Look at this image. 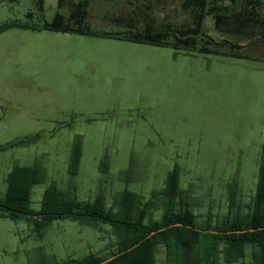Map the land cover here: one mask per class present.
I'll return each mask as SVG.
<instances>
[{"label":"rangeland","instance_id":"1","mask_svg":"<svg viewBox=\"0 0 264 264\" xmlns=\"http://www.w3.org/2000/svg\"><path fill=\"white\" fill-rule=\"evenodd\" d=\"M83 1L65 0L59 9L58 0H44L40 10L39 0H0V26L42 24L58 11L68 17ZM197 3L87 0V21L122 33L149 22L177 41L179 29L195 25L201 11ZM217 5L220 28L210 10L203 43L221 48L230 41L238 46L235 51L253 58L24 32L21 49L1 63L9 78H0L5 87L0 100L9 108L6 119H0L1 180L5 173L8 180L17 165H39L41 182L30 197L34 209L53 185L78 202L102 195L114 211L128 189L136 193L145 219L158 221L167 177L178 167L182 197L191 202L199 224L247 214L264 148V0H219ZM77 148L81 154L74 168ZM4 216L0 264H54L116 249L117 238L105 222L58 219L40 236L26 218ZM258 251L259 246L247 245L240 260L222 258L220 264H257ZM165 259L166 247L158 244L156 264H166Z\"/></svg>","mask_w":264,"mask_h":264},{"label":"trees","instance_id":"2","mask_svg":"<svg viewBox=\"0 0 264 264\" xmlns=\"http://www.w3.org/2000/svg\"><path fill=\"white\" fill-rule=\"evenodd\" d=\"M64 1L58 0L59 9L63 7ZM196 1L201 11L199 16H196L195 25L187 29H179L177 41L166 39L163 35L164 30L156 29L149 22L145 28L128 33L95 28L87 21V0L75 6L68 17L58 11L51 21H44L42 24L10 21L0 26V32L18 26L33 30H50L172 47L201 54L253 58L235 51L238 46L230 41L223 42L221 46L229 45L231 50L211 47L208 41L203 43L202 37L206 36L205 18L209 11H214L218 28L222 14L217 5L219 0ZM248 2L254 4L257 0H248ZM38 6L43 10L44 0H39ZM30 15L31 13L28 14ZM10 145L12 143L7 144ZM80 154L81 151L77 148L74 168L78 164ZM41 173L42 168L39 165L14 167L8 177V192L0 199L1 215H7L14 220L26 218L40 236L48 225L58 219H73L85 225L91 222H105L112 226L117 238L116 249H112L107 255L91 251L80 259L70 257L54 264H98L110 257L113 258L103 264H156L157 246L161 243L166 247V264H220L222 258L230 263L236 262L244 257L247 245L260 247V251L255 252L254 255L257 264H264V148L251 210L244 215L236 214L224 221H217L215 225L211 218L203 224L197 222V215L191 208V202L188 198L182 197L178 167L171 170L167 177L163 190L164 213L158 221L145 219L146 211L139 204L136 193L128 189L121 193L120 209L114 211L106 207L102 195L93 202H78L53 185L44 191L40 208L34 209L30 206L31 191L34 185L41 182V178L38 177ZM195 227L231 230V232L213 233L199 231Z\"/></svg>","mask_w":264,"mask_h":264},{"label":"crops","instance_id":"3","mask_svg":"<svg viewBox=\"0 0 264 264\" xmlns=\"http://www.w3.org/2000/svg\"><path fill=\"white\" fill-rule=\"evenodd\" d=\"M27 31L34 32V34H37L36 36H42V35L50 34V33L56 37L67 36L68 34L76 35L74 33L55 32V31H50V30H33V29H28V28H23V27H18V26H14V27L8 28V29L0 32V78L6 77L7 79H9L7 70L5 68L1 69V63H2V61L7 62L6 57L10 56V53L12 51L18 52V50L21 49V47L20 48L18 47L19 45L21 46V42L19 41V38H21L23 36L24 32H27ZM48 32H50V33H48ZM19 42H20V44H18ZM19 57H21V55ZM17 59L18 58H15L14 60L17 62ZM5 65L6 64L4 63L3 66H5ZM15 77H16V75H15ZM20 78H21V75H20ZM12 79L14 80L13 77H12ZM0 85H1V83H0ZM12 87H13V85H12ZM12 87L10 86V90H12ZM2 88L5 89V87H0V95L2 94V92H1ZM7 104L8 103H5L4 99H3V101L0 100V119H6V112H8V110H9V108L7 107L8 106ZM15 116L16 115H13L11 118L16 119ZM5 174L2 176V180L0 178V199L4 198L7 194L8 187H6V186L8 185V182H7L8 180H7V177ZM1 186H2V188H1Z\"/></svg>","mask_w":264,"mask_h":264},{"label":"water","instance_id":"4","mask_svg":"<svg viewBox=\"0 0 264 264\" xmlns=\"http://www.w3.org/2000/svg\"><path fill=\"white\" fill-rule=\"evenodd\" d=\"M178 224H183V223H178ZM191 227H193L192 225H190ZM197 230H199V231H206V232H213V233H218V232H231V230H228V231H222V230H218V229H213V228H207V229H204V228H202V227H195ZM260 228H263V227H260ZM251 230H255V228H251ZM235 231H237V232H242V231H245V230H235ZM113 257H110V258H108V259H106V260H104V261H102V262H100V263H98V264H103V263H105V262H108L109 260H111Z\"/></svg>","mask_w":264,"mask_h":264}]
</instances>
